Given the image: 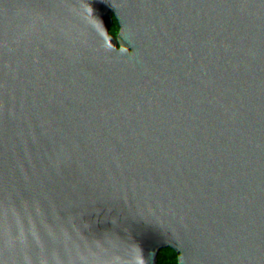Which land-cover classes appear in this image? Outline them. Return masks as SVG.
Returning <instances> with one entry per match:
<instances>
[{"label": "water", "instance_id": "water-1", "mask_svg": "<svg viewBox=\"0 0 264 264\" xmlns=\"http://www.w3.org/2000/svg\"><path fill=\"white\" fill-rule=\"evenodd\" d=\"M0 264H264V0H0Z\"/></svg>", "mask_w": 264, "mask_h": 264}, {"label": "trees", "instance_id": "trees-1", "mask_svg": "<svg viewBox=\"0 0 264 264\" xmlns=\"http://www.w3.org/2000/svg\"><path fill=\"white\" fill-rule=\"evenodd\" d=\"M70 166H71V159H70V157L68 156V157H67V160H66L65 163L63 164V168H65L66 170H69Z\"/></svg>", "mask_w": 264, "mask_h": 264}]
</instances>
